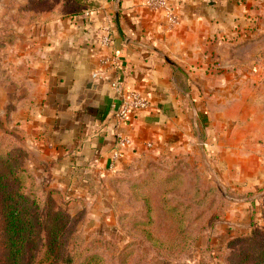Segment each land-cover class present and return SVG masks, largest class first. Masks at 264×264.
Returning a JSON list of instances; mask_svg holds the SVG:
<instances>
[{"label": "crops", "instance_id": "0c3cea01", "mask_svg": "<svg viewBox=\"0 0 264 264\" xmlns=\"http://www.w3.org/2000/svg\"><path fill=\"white\" fill-rule=\"evenodd\" d=\"M92 1L96 8L75 17L62 4L24 12L28 0L0 2V112L21 129L31 170L74 202L103 208L116 199L115 180L161 156L198 154L203 140L233 193L263 190L264 200V0H169L173 25L147 0ZM116 74L151 101L123 123ZM117 134L131 143L112 169ZM237 220L227 225L251 226V217Z\"/></svg>", "mask_w": 264, "mask_h": 264}, {"label": "rangeland", "instance_id": "374dc122", "mask_svg": "<svg viewBox=\"0 0 264 264\" xmlns=\"http://www.w3.org/2000/svg\"><path fill=\"white\" fill-rule=\"evenodd\" d=\"M2 31L8 33L4 26ZM4 37L2 32L0 79L4 76ZM8 118L7 113L0 112V149L5 146L24 160L23 154L12 147L14 141L18 142L17 125ZM200 142L198 154L161 156L141 173L119 178L120 183L115 180L112 186L116 199L110 205L103 204V208L93 205L89 209L72 197H68L69 205L63 204L56 196L54 209H63L71 219L73 232H77L73 243L80 247L72 264H244V255L253 253L249 233L254 210L245 215L240 209L254 206L262 220L258 227L264 230L263 190L254 195L233 193L209 160L205 143L204 157ZM25 165L31 170L28 150ZM249 217L251 226L247 230H237L243 228L237 224L227 225L229 218L243 223L242 219ZM2 242L0 226V264L4 262Z\"/></svg>", "mask_w": 264, "mask_h": 264}, {"label": "trees", "instance_id": "16d2710c", "mask_svg": "<svg viewBox=\"0 0 264 264\" xmlns=\"http://www.w3.org/2000/svg\"><path fill=\"white\" fill-rule=\"evenodd\" d=\"M29 1V5L21 11L40 7L47 10L56 4H62L65 12L75 17L97 6L92 0ZM22 20L20 17L12 19L16 24H20ZM8 117L11 123L9 114ZM15 129L18 142L14 141L12 147L17 149V154H23V159L27 161L23 133L17 126ZM3 147L0 149V226L4 255L2 264H72L80 247L73 243L77 232H73L69 215L63 209H54L53 205L57 202L56 196L62 199L63 204L69 205L70 200L61 191L47 188L28 169L24 160L16 158L12 151ZM19 161L21 163H17ZM256 215L258 216L254 209L249 233V237L253 239V253L250 251L244 255V264H264V230L259 229L262 220ZM181 234L179 233L180 236Z\"/></svg>", "mask_w": 264, "mask_h": 264}, {"label": "built area", "instance_id": "2783aa9c", "mask_svg": "<svg viewBox=\"0 0 264 264\" xmlns=\"http://www.w3.org/2000/svg\"><path fill=\"white\" fill-rule=\"evenodd\" d=\"M97 1V0H94ZM147 5L154 10L165 8L168 11L167 19L169 23L177 24L179 20V16H177L174 11L169 0H147ZM87 13L86 15H88ZM112 42V37L108 33L105 37L102 38V43L105 46H109ZM112 66L117 67V60H113L111 63ZM100 76V73H95L94 78ZM110 87L112 91L117 96L119 101L117 110H116V118L120 123L125 122L128 117L137 111L148 109L151 105L150 98L136 90L130 89L126 86L123 78L116 74L115 77L110 82ZM117 146L119 149L115 151L112 157L111 168L113 169L115 162L121 158L122 154L120 149H124L128 147L131 143L130 139L122 134H117ZM151 145H148L150 147Z\"/></svg>", "mask_w": 264, "mask_h": 264}, {"label": "water", "instance_id": "95a60500", "mask_svg": "<svg viewBox=\"0 0 264 264\" xmlns=\"http://www.w3.org/2000/svg\"><path fill=\"white\" fill-rule=\"evenodd\" d=\"M116 25H117V29H118V32L120 34L121 37H124L123 35V32H122V29H121V26H120V21H119V17H118V14L116 15ZM130 43H133L135 44V42H132V41H128ZM137 44V43H136ZM165 60L168 62V63H171L167 58H165ZM188 100L191 104V107L193 109V112H194V115L197 116V110H196V106L194 104V101L192 100V98L190 96H188ZM201 143V149H202V153L204 155V157H206V154H205V149H204V143L203 142H200ZM218 179V178H217ZM252 201L255 200V198H252L251 199Z\"/></svg>", "mask_w": 264, "mask_h": 264}]
</instances>
